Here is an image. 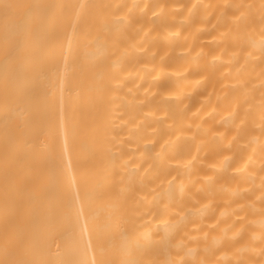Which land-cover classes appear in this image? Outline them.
<instances>
[{"label": "bare ground", "instance_id": "obj_1", "mask_svg": "<svg viewBox=\"0 0 264 264\" xmlns=\"http://www.w3.org/2000/svg\"><path fill=\"white\" fill-rule=\"evenodd\" d=\"M0 264H264V0H0Z\"/></svg>", "mask_w": 264, "mask_h": 264}]
</instances>
